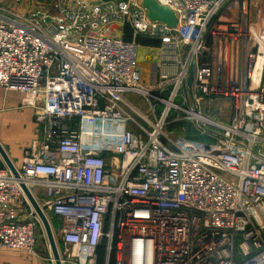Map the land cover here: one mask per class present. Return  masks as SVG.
Masks as SVG:
<instances>
[{
	"label": "built area",
	"instance_id": "2783aa9c",
	"mask_svg": "<svg viewBox=\"0 0 264 264\" xmlns=\"http://www.w3.org/2000/svg\"><path fill=\"white\" fill-rule=\"evenodd\" d=\"M152 1L175 27L152 21L144 0L2 9L0 87L35 111L42 140L15 166L19 177L0 169L1 249H36L40 219L33 208L18 219L21 206L32 207L24 184L45 191L62 264H98L100 250L102 264H264V21L253 40L252 0ZM98 8L90 29L85 18ZM126 18L136 35L183 53L165 82L174 90L158 100L166 110L144 135L120 105L132 91L156 98L141 85L137 45L107 29ZM230 43L245 52L240 79L229 78ZM214 97L233 103L228 123L192 106ZM170 110L196 121L205 139L165 146Z\"/></svg>",
	"mask_w": 264,
	"mask_h": 264
},
{
	"label": "rangeland",
	"instance_id": "374dc122",
	"mask_svg": "<svg viewBox=\"0 0 264 264\" xmlns=\"http://www.w3.org/2000/svg\"><path fill=\"white\" fill-rule=\"evenodd\" d=\"M2 9L7 11L18 12L22 15H31L33 13L39 12L37 3H35V1L34 3H32V1L30 0H28L26 4L24 0H0V13L3 12ZM99 10L101 11V8L92 10L89 14H87L88 16L85 18L88 22L87 24L90 29H92L94 25L99 23L98 21H94V18L96 17V14ZM251 17L252 25L250 32L252 36L254 35V38L252 37V39L254 40L255 37L258 35V32L262 27L264 21V0H252ZM118 23L120 24V21ZM130 24V19L126 18L125 21L122 23V26H119V28L118 26H116V24L112 23L108 25L107 29L110 30V33L115 34L114 36H120L125 40V36H127L125 29L127 27L130 28L131 39L129 38V41L127 42H134L138 47L136 63L142 77L141 85L145 87L146 90L150 91L151 96L156 98H149L143 93H137L132 91L124 95L125 101L120 105L122 110L130 118H132V120H130V129L135 133L144 135L141 127L152 131L153 126L157 123L163 110H166V106L158 102V100L167 99L170 94L168 91L174 90V83L166 84L165 82L170 81L172 77L176 75V72L179 68L178 61L180 60V56L183 55V53H181V55L180 53H178L177 55L174 53L173 47L171 45L163 46V42L167 43L170 40L164 38L152 39L150 37L136 35L135 32H133V29L131 28ZM101 25H103V23H100V26ZM104 30H106V26L104 28H101L98 33L101 34L104 32ZM253 40L250 41V44H253ZM170 43H172V41H170ZM246 44L244 45V47H246ZM226 55L228 57L229 78L238 75V78L240 79L245 70V52L241 47V43H239L237 47L231 43L230 45L228 44ZM165 76L168 77L166 80L162 78ZM199 95L202 96L203 94L200 92ZM192 106L194 108L200 109L201 112H204L206 115L219 122L228 123L232 117L233 103L226 98H203L199 101V103L194 102ZM176 113L179 112L175 110H170V119H167L168 121L166 120L168 124L163 130V132H165L163 137H161L165 146L174 150V144H176V141L180 138L188 141H202L205 139L201 136L199 125L196 121L186 119L182 120L183 115L179 116L180 118L178 119L176 117L173 118V116H178ZM175 120L180 121L170 123ZM45 212L52 228L57 227V222L49 213V211ZM36 236V249H39L37 248L38 246H43L42 250L44 249V252L47 250V257L49 258L52 264H55L48 243L47 235L42 223L41 225H38ZM55 240L58 246V250L63 253L58 238L56 237ZM99 253L101 254L102 251H99ZM101 255H103V253ZM102 262L103 259L102 261H100L99 259L98 264H102Z\"/></svg>",
	"mask_w": 264,
	"mask_h": 264
},
{
	"label": "crops",
	"instance_id": "0c3cea01",
	"mask_svg": "<svg viewBox=\"0 0 264 264\" xmlns=\"http://www.w3.org/2000/svg\"><path fill=\"white\" fill-rule=\"evenodd\" d=\"M28 1V0H27ZM25 4H26V2ZM37 3L39 11L53 12V4L61 0H30ZM21 14V13H20ZM35 111L22 105V96L16 92L6 91L0 87V142L16 167H19L26 150L42 140V127L35 121ZM7 167L0 156V169ZM37 202H47L45 191L33 190ZM32 207L21 206L18 210L19 220L28 221ZM38 246L34 253L15 252L0 249V264H52L47 257V250ZM43 251V252H42ZM49 253V251H48Z\"/></svg>",
	"mask_w": 264,
	"mask_h": 264
},
{
	"label": "water",
	"instance_id": "95a60500",
	"mask_svg": "<svg viewBox=\"0 0 264 264\" xmlns=\"http://www.w3.org/2000/svg\"><path fill=\"white\" fill-rule=\"evenodd\" d=\"M143 5L148 10L149 18L152 21H161V22L167 23L171 27H175L177 25L175 16L168 9L158 6L152 0H144ZM189 87L190 88L192 87V79L189 81ZM0 156L5 162V164L7 165V167L9 168V170L12 172V174L15 177H19L18 170L16 169L14 163L10 159L8 153L6 152L1 142H0ZM21 187H22V190L26 198L28 199L29 203L31 204L34 210V216L40 219L44 227L55 264H62L58 246H57L54 233L52 230V226L45 213V211H47L48 209L47 206L41 207V205L37 202L36 198L30 191V189L26 187V185L23 184L21 185Z\"/></svg>",
	"mask_w": 264,
	"mask_h": 264
},
{
	"label": "trees",
	"instance_id": "16d2710c",
	"mask_svg": "<svg viewBox=\"0 0 264 264\" xmlns=\"http://www.w3.org/2000/svg\"><path fill=\"white\" fill-rule=\"evenodd\" d=\"M125 31H126V33H127V36H125L126 37V41H129V38H130V36H131V30H130V28H126L125 29ZM131 39V38H130ZM100 252H101V250H100ZM100 254V253H99ZM102 254V253H101ZM99 255V257H100V261H102V255ZM112 264H113V262H112Z\"/></svg>",
	"mask_w": 264,
	"mask_h": 264
},
{
	"label": "bare ground",
	"instance_id": "6f19581e",
	"mask_svg": "<svg viewBox=\"0 0 264 264\" xmlns=\"http://www.w3.org/2000/svg\"><path fill=\"white\" fill-rule=\"evenodd\" d=\"M169 105H171V104L169 103Z\"/></svg>",
	"mask_w": 264,
	"mask_h": 264
}]
</instances>
